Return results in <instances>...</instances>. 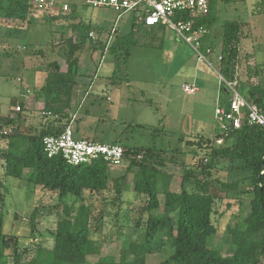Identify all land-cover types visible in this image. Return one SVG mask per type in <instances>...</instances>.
<instances>
[{
    "label": "rangeland",
    "instance_id": "1",
    "mask_svg": "<svg viewBox=\"0 0 264 264\" xmlns=\"http://www.w3.org/2000/svg\"><path fill=\"white\" fill-rule=\"evenodd\" d=\"M54 1L60 7L68 4L70 11L67 13L73 14L74 18L70 20L61 15L60 19L49 20L45 15L47 10H33V19L17 31L18 21L0 17V123L7 116H17L20 101L25 104L22 113L26 116L27 125L38 127L50 120L42 112L43 102L35 97L45 81L46 64L57 60L64 67L66 48L55 44L62 35L67 37L77 32L69 27L71 21L87 22L104 41L113 28L120 34H127L132 29V11L119 17V12L114 9L92 7L84 0ZM259 1H211L210 13L215 19L200 48L211 64L201 59L168 27L164 31L162 47L132 46L127 63L117 66V77H112L116 68L115 57L100 50L92 51L87 46L79 52L83 75L78 76L73 95L72 111L78 112L74 123L77 137L105 143L118 141L126 146L168 149L171 161L165 170L173 174L171 188L181 190L183 161L192 160L191 155L182 154V150L198 149L200 143L214 140L222 129L215 116V108L218 98L224 95L220 89L224 83L218 57L226 21H239L241 24L239 67L242 69L237 70L238 74H242L248 83L257 71L264 85V12L255 10ZM135 37L140 42H159L144 29ZM31 46L45 48L47 56L29 53L28 47ZM207 47L212 48L211 53H206ZM247 64H251L250 69ZM186 82L193 84L197 91L185 92L183 86ZM64 123L61 122L62 125ZM6 129L1 127L0 132L3 147L7 142L4 136L9 133ZM204 146L199 149L201 165L211 160L208 154L210 143ZM3 161L0 156V211L5 215V232L12 238L7 254L12 257L17 250L24 251L25 260L37 255L46 257L54 244L51 231L62 215L59 196L57 192L34 186L27 178V169L22 178L6 176L1 166ZM128 163L124 161L121 165L112 166L111 174H123ZM230 171L228 162L215 161L208 177L226 179ZM203 180L204 175L198 173L187 189L195 188ZM127 182L132 187V173L128 174ZM84 195L86 202L93 207V237L101 240L104 252L112 260L120 258L122 248L129 242L142 240L147 219L145 194L135 193L130 188L122 194L107 189L98 192L86 190ZM160 200L163 204V194H160ZM35 209L38 215L33 230L31 216ZM248 210V201L241 204L237 196L217 200L212 216L217 233L209 239V246L219 250L223 256H232L235 245L227 228H244ZM161 236L160 232L153 240L155 251L147 255L148 264H159L173 252L171 245L161 246ZM96 260V256L88 257L85 264H94Z\"/></svg>",
    "mask_w": 264,
    "mask_h": 264
},
{
    "label": "trees",
    "instance_id": "2",
    "mask_svg": "<svg viewBox=\"0 0 264 264\" xmlns=\"http://www.w3.org/2000/svg\"><path fill=\"white\" fill-rule=\"evenodd\" d=\"M211 1L209 13L197 20V25H204L207 29L215 19L210 13ZM31 6L30 0H0V17L18 21L15 26L18 31L33 19ZM255 10L264 12V0L258 2ZM46 17L55 20L61 15ZM64 17L70 20L74 18L71 13ZM69 27L77 32L67 37L62 35L55 44L66 48L64 67L57 60L46 64L45 81L35 97L43 102L42 112H46L44 116H49L50 120L38 127L27 125L26 116L22 113L25 104L20 101L17 116H7L0 123V132L1 127L9 131L4 136L6 146L0 143V156L4 160L1 166L5 175L22 178L27 169V178L34 186L57 192L59 196L63 208L56 227L51 231L54 244L46 257L37 255L25 260L24 251L17 250L10 257L7 250L12 238L5 232V215L0 211V264H85L91 256L97 257L94 264H148L147 255L155 251L153 240L160 232L161 246L171 245L173 252L159 264H264V126L250 124L244 119L239 128L231 127L224 132L220 130L214 140H204L198 149L188 152L182 150L181 153H189L192 160L183 161L179 191L171 188L173 174L165 170L171 161L168 149L121 144L124 148V161L129 163L126 171L119 175L111 174L112 165L104 158H97L91 163L71 164L60 154L48 156L43 138L60 134L74 113V89L78 76L83 75L79 52L88 46L92 51L112 54L116 62L112 77H117V66L127 63L132 46L162 47L164 31L167 29L164 25L146 27L137 20L134 12L131 31L120 34L116 29L115 37L108 45V39H100L99 32L83 20H73ZM141 29L159 42L156 44L137 40L136 33ZM90 31L96 32V39L90 36ZM240 31L239 21L225 22L220 69L228 81L237 82L238 90L249 101L262 107L264 85L259 83L246 86L238 79ZM28 48L31 54L47 56L45 48ZM220 89L224 91L221 101L226 104L230 99V91L225 84ZM62 121H65L63 125ZM219 138H222L221 143L217 142ZM112 143L120 144L118 141ZM205 143H210L208 154L211 160L201 165L199 149L205 148ZM220 160L230 165L229 177H208L214 162ZM129 173L133 174L132 187L127 182ZM198 173L204 175V180L195 188L187 189ZM130 188L135 193L147 196L144 235L141 241L129 242L122 248L120 258L112 260L104 252L101 240L93 237V207L86 202L84 193L86 190L98 192L112 189L122 194ZM160 194L164 195L163 204ZM236 196L241 204L248 201L249 210L244 217V228H227L235 251L232 256L226 257L209 246V239L217 233L212 216L217 200ZM37 215L38 210L35 209L31 216L33 230L36 228Z\"/></svg>",
    "mask_w": 264,
    "mask_h": 264
},
{
    "label": "built area",
    "instance_id": "3",
    "mask_svg": "<svg viewBox=\"0 0 264 264\" xmlns=\"http://www.w3.org/2000/svg\"><path fill=\"white\" fill-rule=\"evenodd\" d=\"M87 5L100 8H111L119 12V17L126 12H135L137 20L146 27L164 25L172 29L176 36L189 44L198 56L211 64L206 55L201 51L203 39L208 32L204 25H197L200 17L206 16L210 11L209 0H84ZM31 12L47 10L45 15H68L70 6L63 4L61 7L54 0H35L30 8ZM38 12V13H39ZM115 28L108 36V45L113 39ZM90 36L96 39L95 31H90ZM206 53H211L212 48L207 47ZM219 61L222 58L220 53ZM221 80L230 91V99L224 104L218 98L215 116L221 122V131L229 128H239L244 119L250 124L264 126V106H259L249 101L237 88L236 81H228L223 75ZM187 93L197 91L194 85L184 84ZM20 109V106L17 107ZM43 114L46 112L43 111ZM50 114V113H49ZM78 112H74L63 131L58 135H47L43 138L44 149L48 156L62 155L71 164L91 163L97 158H104L112 166L124 163V148L118 143H105L78 138L74 134V123ZM218 143L222 142L219 138Z\"/></svg>",
    "mask_w": 264,
    "mask_h": 264
},
{
    "label": "crops",
    "instance_id": "4",
    "mask_svg": "<svg viewBox=\"0 0 264 264\" xmlns=\"http://www.w3.org/2000/svg\"><path fill=\"white\" fill-rule=\"evenodd\" d=\"M57 19H60V18H55V20H57ZM73 19V18H72ZM248 65V69H250L249 67H251V66H249V65H251V64H247ZM242 69V67H239L238 66V70H241ZM242 72H243V70H242ZM249 72H250V70H249ZM250 75H251V73H249ZM237 75H238V79L242 82V83H244L245 85L247 84V86H251V85H256V84H259V83H261V81H260V78H259V75H257V71H256V74L254 75V76H252V77H250L249 78V82L248 83H245V81H244V79H243V75L242 74H238V71H237ZM184 84H189L188 82H186V83H184ZM262 84V83H261ZM193 85V84H192ZM75 136L77 137V134L75 133ZM79 138H84V137H79Z\"/></svg>",
    "mask_w": 264,
    "mask_h": 264
}]
</instances>
